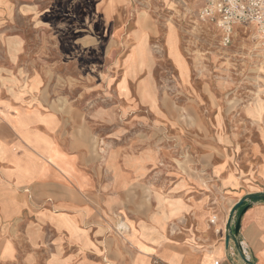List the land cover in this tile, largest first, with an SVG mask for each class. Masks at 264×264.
Wrapping results in <instances>:
<instances>
[{"label":"rangeland","instance_id":"1","mask_svg":"<svg viewBox=\"0 0 264 264\" xmlns=\"http://www.w3.org/2000/svg\"><path fill=\"white\" fill-rule=\"evenodd\" d=\"M203 3L0 0V114L70 111L69 130L84 138V156L100 163L104 188L120 189L131 206L107 214L108 234L123 247L135 233L134 213L149 212L164 236L177 231L180 206L221 203L229 192L214 196L213 164L242 160L258 141L253 127L264 124V38L238 25L224 45L216 22L200 17ZM0 135L9 147L14 136L3 124ZM37 144L46 162L76 174L64 153ZM42 166L41 178L50 169ZM10 167L0 153V176ZM73 252L34 215L0 212V264H79Z\"/></svg>","mask_w":264,"mask_h":264},{"label":"crops","instance_id":"2","mask_svg":"<svg viewBox=\"0 0 264 264\" xmlns=\"http://www.w3.org/2000/svg\"><path fill=\"white\" fill-rule=\"evenodd\" d=\"M68 115L70 111H44L39 106L19 107L0 114V125L14 136L9 147L21 148L25 153L21 158L14 155L9 147L3 146V142H8L0 135V153L11 163L0 176V212L23 211L34 215L39 224L53 229L55 236L61 234L65 243L73 245L75 252L70 257L78 258L79 264H87V256H91L88 251L96 260L92 264H214L216 260L218 264H247L235 247V240L253 264H264V197L243 203L247 208L241 216L238 234L228 247L224 241L226 222L234 204L246 194L264 192V124L253 127L258 141L249 142L242 160L213 164L211 171L217 182L214 196L229 192L221 194V203L216 205L211 200L204 208L192 202L180 206L176 215L182 220L177 223V231H166L164 236L161 227H153L149 212L134 213L136 216L130 215L129 223L135 233L129 235V242L123 247L117 233L108 234V227H114V223L107 214H115L124 207L129 212L131 206L123 191L104 188L100 163L84 156L81 150L84 138L69 130ZM36 141L39 145L44 141L64 153V163L68 169L74 168L76 174L72 176L55 162H46L36 149ZM44 163L50 169L41 178L38 172ZM28 169L34 172H25ZM24 186L31 191L21 192ZM6 189L10 191L6 193ZM242 206L234 213L231 228ZM217 225L219 228H215Z\"/></svg>","mask_w":264,"mask_h":264},{"label":"built area","instance_id":"3","mask_svg":"<svg viewBox=\"0 0 264 264\" xmlns=\"http://www.w3.org/2000/svg\"><path fill=\"white\" fill-rule=\"evenodd\" d=\"M200 17L216 22L224 45L231 42L238 25H251L264 38V0H204Z\"/></svg>","mask_w":264,"mask_h":264},{"label":"water","instance_id":"4","mask_svg":"<svg viewBox=\"0 0 264 264\" xmlns=\"http://www.w3.org/2000/svg\"><path fill=\"white\" fill-rule=\"evenodd\" d=\"M263 197H264V192H255V193L246 194L240 200H238L234 204V206L231 208L229 217H228L227 222H226L225 233H224V241H225L226 247L229 246L230 240H233V237L238 234V231H239V228H240L241 216H242L243 212L245 211V209L247 208V204L242 206L243 203L245 201L251 200L253 198H263ZM241 206H242V208L239 211V214H238V217H237V219L235 221V224H234L233 228H231L233 215ZM234 245L237 248L240 256L245 260V262L247 264H253L249 260V258L246 257V255H245V253L243 251V248H241V245L239 244V242L237 243L236 240H235Z\"/></svg>","mask_w":264,"mask_h":264}]
</instances>
